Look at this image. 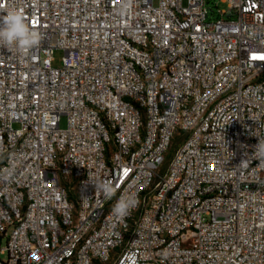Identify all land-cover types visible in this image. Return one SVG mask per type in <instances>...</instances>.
Masks as SVG:
<instances>
[{"label":"built area","instance_id":"built-area-1","mask_svg":"<svg viewBox=\"0 0 264 264\" xmlns=\"http://www.w3.org/2000/svg\"><path fill=\"white\" fill-rule=\"evenodd\" d=\"M222 1L0 0V264H264V0Z\"/></svg>","mask_w":264,"mask_h":264},{"label":"clouds","instance_id":"clouds-1","mask_svg":"<svg viewBox=\"0 0 264 264\" xmlns=\"http://www.w3.org/2000/svg\"><path fill=\"white\" fill-rule=\"evenodd\" d=\"M41 41L40 34L31 29L25 21L23 14L18 11H7L6 15L0 17V43L6 46H16L22 50L31 49ZM95 190L99 189L106 198H111L116 191V187L109 181L99 183H89ZM140 200L137 194H125L114 204L112 213L119 219H124L139 206Z\"/></svg>","mask_w":264,"mask_h":264},{"label":"rangeland","instance_id":"rangeland-1","mask_svg":"<svg viewBox=\"0 0 264 264\" xmlns=\"http://www.w3.org/2000/svg\"><path fill=\"white\" fill-rule=\"evenodd\" d=\"M206 6L209 11L207 21L214 22L221 18L228 19L229 17H233V18L237 17V15L234 14V11L229 8V4L226 2H223L222 0H206ZM223 10L227 12L225 14H221V11ZM62 56H63L62 50L56 51L55 53L56 60L54 62L56 66L61 65ZM60 125H61V128L67 127L68 119L66 115L62 116ZM14 127L15 128L19 127V123H14ZM179 144H180V139L177 138L172 148L170 149V153L168 155L166 162L163 165V169H162L163 171L167 169L174 152L179 147ZM1 258L4 259V256H2ZM113 263H114V260L108 262L107 264H113Z\"/></svg>","mask_w":264,"mask_h":264}]
</instances>
